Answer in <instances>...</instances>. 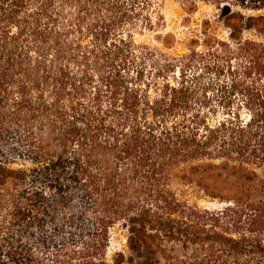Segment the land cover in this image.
<instances>
[{
  "label": "trees",
  "instance_id": "trees-1",
  "mask_svg": "<svg viewBox=\"0 0 264 264\" xmlns=\"http://www.w3.org/2000/svg\"><path fill=\"white\" fill-rule=\"evenodd\" d=\"M179 1L217 7L231 42L206 20L150 70L128 28L153 0H0V264H264V43L243 36L264 0Z\"/></svg>",
  "mask_w": 264,
  "mask_h": 264
},
{
  "label": "rangeland",
  "instance_id": "rangeland-1",
  "mask_svg": "<svg viewBox=\"0 0 264 264\" xmlns=\"http://www.w3.org/2000/svg\"><path fill=\"white\" fill-rule=\"evenodd\" d=\"M152 8L148 12L151 19L150 26L144 27L141 23L135 26H130L128 29L134 37L137 45L138 55L148 69L151 67L162 66L168 60H177L188 53L189 42L192 38H202L201 31L205 28L204 22L208 20L209 33L215 35L223 41H229L231 30L223 22L221 12L214 5L199 3L198 9L194 13H190L185 9L179 0H153ZM246 15H263L264 10L252 13L246 12ZM142 20V19H141ZM81 34L74 37L75 41ZM243 36L246 39L254 40L259 43H264V32L257 29L245 30ZM85 48L91 49L98 45L91 34L85 35L83 38ZM103 62L100 66H90L91 72L96 74L103 70ZM200 71L201 65L198 64ZM74 70H80V66L72 65ZM193 71H188V75L192 76ZM172 73L170 72V75ZM208 81L209 77H205ZM172 188L178 198L187 202L189 205H198L201 208L218 209L225 205L218 199H212L195 183H189L180 177H176L172 181ZM127 231L124 225H116L110 235V252L114 253L122 251L129 254L126 242ZM138 260L134 264H137Z\"/></svg>",
  "mask_w": 264,
  "mask_h": 264
}]
</instances>
